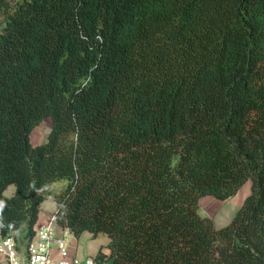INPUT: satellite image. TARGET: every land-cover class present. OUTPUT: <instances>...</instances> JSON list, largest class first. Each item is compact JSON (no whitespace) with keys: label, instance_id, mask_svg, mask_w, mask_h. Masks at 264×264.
I'll return each instance as SVG.
<instances>
[{"label":"trees","instance_id":"obj_1","mask_svg":"<svg viewBox=\"0 0 264 264\" xmlns=\"http://www.w3.org/2000/svg\"><path fill=\"white\" fill-rule=\"evenodd\" d=\"M51 198L99 263L264 264V0H0L1 238Z\"/></svg>","mask_w":264,"mask_h":264},{"label":"rangeland","instance_id":"obj_2","mask_svg":"<svg viewBox=\"0 0 264 264\" xmlns=\"http://www.w3.org/2000/svg\"><path fill=\"white\" fill-rule=\"evenodd\" d=\"M52 128L51 118L46 117L42 123L32 132L30 140L33 146H38L47 141V137ZM65 180L55 182L50 187L53 193L62 192L67 186ZM15 186L11 185L7 188L4 194L11 197L15 193ZM251 192V180L247 181L239 190L238 194L227 201L219 200L215 197L208 196L200 201V215L214 219L216 226H225L233 219L237 211L243 205L245 199ZM42 209L45 214L53 215L57 211V206L53 198L42 203ZM66 239H74L77 243V257L86 259L90 256L91 251H98L101 245H106L109 241L106 234L101 233L97 238H94L90 232H84L79 238L71 233L66 234Z\"/></svg>","mask_w":264,"mask_h":264},{"label":"built area","instance_id":"obj_3","mask_svg":"<svg viewBox=\"0 0 264 264\" xmlns=\"http://www.w3.org/2000/svg\"><path fill=\"white\" fill-rule=\"evenodd\" d=\"M57 229L54 213L31 240H22L16 234L1 238L0 254L7 264H110L99 263L93 256L79 259L70 252L65 237L57 235Z\"/></svg>","mask_w":264,"mask_h":264},{"label":"crops","instance_id":"obj_4","mask_svg":"<svg viewBox=\"0 0 264 264\" xmlns=\"http://www.w3.org/2000/svg\"><path fill=\"white\" fill-rule=\"evenodd\" d=\"M50 217L51 216H49L48 214H45L43 212L42 204H41V206H40V213H39V219H38L37 224L35 225V229L37 230L40 227L44 226L49 221ZM67 233H70V232L68 230H59V229H57V235H59V236L62 235V236L65 237V239H66V234ZM19 236H21V235H19ZM0 239H1V236H0ZM66 240H67V242L69 244L70 252L73 255L77 256L78 255V250L75 248V247H77L76 241L74 239H70L69 241H68V239H66ZM101 246H103V245H101ZM105 251L107 253L109 252V250H107V249ZM97 252L98 251H95V250L91 251L90 256H93L94 257L97 254ZM55 254H56V256H58V252L56 250H55ZM0 264H7L5 258L1 254H0Z\"/></svg>","mask_w":264,"mask_h":264}]
</instances>
